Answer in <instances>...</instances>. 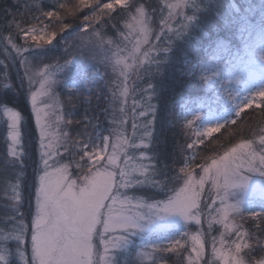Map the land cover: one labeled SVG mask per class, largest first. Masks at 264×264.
Listing matches in <instances>:
<instances>
[{
    "label": "snow or ice",
    "instance_id": "6c2138e0",
    "mask_svg": "<svg viewBox=\"0 0 264 264\" xmlns=\"http://www.w3.org/2000/svg\"><path fill=\"white\" fill-rule=\"evenodd\" d=\"M79 6L90 10V15H85L84 23L79 25L89 37L85 48H114L112 58L106 56L103 60L106 68L110 65L116 76L109 82L115 105L111 121L114 128L108 135L101 132L92 135L87 132L90 121L86 119L83 121L84 131L77 133V139L62 130L61 139L53 143L49 118L60 98L58 89L65 91L68 97L80 95L82 91L91 95L93 89L84 86H94L95 64H83L77 57H64L63 63L59 59L55 64L42 60L35 63V55L43 54L35 50L46 51L41 42L50 45L57 34L52 31L49 35L46 28L38 32L35 25L24 28L13 21L15 34L11 24L6 29L7 35L0 34V43L5 45V50L10 47L20 57L18 63L24 67L19 87L24 89L27 82L26 100L31 106L28 120L31 122L34 118L35 129L39 132V165L33 185L35 211L30 222H25L20 211L26 160L21 133L24 116L21 110L3 105L9 120L7 156L11 157V166L19 171L11 177V196L16 202L14 214L7 220L11 227L7 231L0 229V264H12L13 258H18L21 264H119L118 254L129 251L133 237L144 233L157 219L164 221L172 216L184 222L183 229L167 237L166 243H145L143 247L151 251H137L138 264H145V259L150 264H264V255H255L257 251L264 253V206L256 211L242 207L240 200L228 203L230 195H234L230 189L247 187V178L241 176V169L247 167L249 171H256L259 167L260 174L264 175V134L259 135V149L254 147V140L243 139L225 150L218 159L212 158L210 163L205 160L197 165V154L193 153L182 162L177 175L172 178L158 167V163H152L155 157L144 151L140 152L141 163L131 170L128 168V162L133 159L128 155L129 148H149L156 120V106L152 103L157 94L156 82L171 63L177 44L188 40L200 28L201 18L208 10L204 0L165 2L160 10L167 9L168 16L161 19L158 31L153 30L156 9H150L142 0H79ZM36 7L39 10V6ZM67 8L66 3H58L54 10L42 11L41 15L55 18L63 29H67L69 25L62 23L60 11ZM121 13V19L128 21V33L117 29L113 36H108L109 21L114 19V14ZM133 34L138 37L134 42L130 39ZM20 38L24 40L23 44L18 43ZM124 42L132 43V48L128 49ZM122 43L124 47H121ZM70 51L71 48L65 49L66 53ZM125 52L127 56L123 55ZM29 56L33 59L30 60ZM260 59L264 61V51H261ZM185 64V75L194 78L199 73L206 84L220 75L216 66L202 67L187 60ZM132 75L136 79L131 92L138 94L140 99L131 96L129 112L126 105ZM137 82L145 86L138 88ZM13 87H16L14 83L5 85L6 91ZM255 96L260 98L256 107L264 110V88ZM244 103L247 107L252 106L250 100ZM241 111L242 107L236 115L239 116ZM129 115L142 118L144 123L139 125L133 119L132 136L125 137L117 133L116 128L127 124ZM57 121H62L65 127L74 123L64 115H57ZM231 123L236 121L231 120ZM222 127L223 124H216L197 133L199 144H204L203 136L211 137ZM137 131L141 133L139 144L135 143ZM196 146L197 141H192L186 148L190 151ZM121 154L124 166L119 163ZM64 156L68 157L66 162ZM144 160L149 162L143 163ZM194 166L201 170L198 178L192 170ZM73 168L78 173L76 178L70 171ZM170 179L182 180V185L173 188L164 201L147 203L143 198L129 195V190L143 186L165 189ZM133 200H136L135 207L146 208L147 214L130 211L128 206ZM245 213H248L247 217ZM246 220L252 221L255 231L245 228ZM205 223L207 229H204ZM215 225H220L223 230L214 229ZM193 226L196 231L190 233L187 229ZM214 230L219 232V237L212 235ZM257 232L260 235H256ZM12 243L14 248L10 246ZM209 245L211 254L206 258Z\"/></svg>",
    "mask_w": 264,
    "mask_h": 264
},
{
    "label": "trees",
    "instance_id": "16d2710c",
    "mask_svg": "<svg viewBox=\"0 0 264 264\" xmlns=\"http://www.w3.org/2000/svg\"><path fill=\"white\" fill-rule=\"evenodd\" d=\"M160 1L142 0L150 9H156L153 14V30H155L154 26L160 12ZM104 2H110V0H104ZM58 3L68 5L67 10H60L63 16L62 23L69 25L67 29H63L61 22H57L55 18H45L41 15L42 11L54 10ZM205 6L208 10L201 18L200 28L192 33L188 40L177 44L171 63L164 69L162 76L156 82L157 94L152 100L156 106V120L153 126L154 134L146 153L148 156L155 157L152 163H158V167L169 178L177 175L182 162L193 153L197 154L196 164H203L205 160L209 161L213 157H217L243 139L255 141L259 135L264 134L261 132V129H264V110L256 107L260 102L259 98L257 104L243 108L240 115L234 117L235 124L228 121L223 124L220 132L213 133L211 137L207 136L203 145L198 144L190 151L186 148L187 143L193 139L194 125L197 123L195 120L189 124V119L201 113L199 112L198 101L203 98H210L213 88H206L199 73L194 78L185 75L183 72L186 67L185 61H191L203 67L209 60L211 51L216 48L218 41L228 42L230 50L239 44L234 32V23L228 26L222 24L223 20L215 2L210 1ZM73 9L75 10L73 11ZM85 15H90V10L79 6V0H0V34L7 35L6 29L10 24L15 34L13 21L21 24L24 28L31 25H35L36 29L46 28L49 35L52 31L57 33L52 44L48 45L41 42L42 48L46 51L35 50L37 53L43 52L42 55H35V63L39 64L42 60L43 63L55 64L58 59L60 63H63L64 57L68 59L77 57L83 64L89 66L95 64L94 86L92 84H85L84 86L93 89L91 95L88 91H82L80 95L68 97L65 91L58 89L61 115L74 121L73 125L69 127H65L63 123L62 128L64 131H68L74 140L78 138V132L84 131L83 121L86 119L90 121L87 128L89 134L95 135L96 132H101L103 135H108L112 128L110 102L112 98L109 82L113 76L110 69L106 68L103 61L98 58L99 52L95 48H85V45L89 44V37L84 35L83 30L79 28V25L84 23L83 17ZM121 16L123 13L114 14V19L109 21L106 29L108 36H113L117 29H123L126 19H121ZM33 17L38 18V20ZM18 43L23 44L24 40L20 38ZM29 43H31L30 40ZM68 48H71L70 53L65 52V49ZM29 59L32 60L33 56H29ZM19 60L20 57L10 47L6 51L5 45L0 43V102H2L0 103V229L5 231L11 227L7 224V220L14 214L16 206V202L11 196L10 184L13 182L11 177L19 169L11 166V157L7 156V121L3 114L4 104L13 107L15 110H21L24 116L21 133L26 150V160L22 181L23 200L20 211L24 214L25 222H30L33 214V185L39 165L37 131L34 120L31 122L28 120V113H30L31 108L26 100L27 82L25 81L24 89L19 87L20 78L24 74V67L18 63ZM12 83L16 87H13L11 91H6L5 85ZM232 92V89H227L228 97L232 96ZM89 100L90 102H88ZM75 121L82 123L77 124ZM258 146L257 143L254 144V147L258 148ZM64 159L67 161L68 157H64ZM197 169L198 167L194 166L192 170L196 171ZM70 171L75 174L74 168ZM181 183V181L170 179L165 189L143 186L132 190L131 193L145 200H164L171 195V190L178 188ZM247 216L248 213H245V217ZM244 224L249 231H255L252 228L251 220H246ZM256 235H260V233L257 232ZM10 246L12 247L13 243ZM255 255H264V253L257 251ZM120 256L121 254H118V259ZM12 264H18V262L13 259ZM125 264L136 263L127 261ZM145 264H150V262Z\"/></svg>",
    "mask_w": 264,
    "mask_h": 264
},
{
    "label": "rangeland",
    "instance_id": "374dc122",
    "mask_svg": "<svg viewBox=\"0 0 264 264\" xmlns=\"http://www.w3.org/2000/svg\"><path fill=\"white\" fill-rule=\"evenodd\" d=\"M215 2L217 7L219 8L220 16L222 17V24L223 25H230L234 23V32L238 38V45L234 46L232 50L229 49V43L218 41V44L214 50L211 51L209 54V60L207 61L204 66H216L219 69L220 75L218 77H213L211 83H205L206 88H213L212 89V96L210 98H203L200 99L198 102L199 112H201L197 116H193L189 119V121L197 120V123L194 125V132H193V139L192 141H197V145L199 144L197 133H203L207 127L214 126L216 124H224L228 121H231L236 116V112L240 111V108L247 107L245 105V100L252 101V104H257L259 97L255 96V93L259 91L261 88H264V61L260 59L261 51H264V0H204V5L209 2ZM167 3H175L176 0H161L160 1V9L162 5ZM168 16V11L165 9L163 12H159L158 20L155 23V30L158 31L160 27V21L162 18L166 19ZM128 23L127 19L124 22L123 29L125 33H128V28L126 24ZM175 27L176 25L173 23L172 25ZM41 29H37L40 32ZM43 34V33H41ZM135 34H133L130 39L134 42L137 39ZM153 42L154 38H153ZM127 43V42H124ZM132 43H127V48H132ZM121 47H124V44H121ZM99 52V59L104 60L107 56L112 58V52L114 48L109 49H95ZM95 51V53H98ZM104 54V55H102ZM127 56V52L123 54ZM72 59V58H71ZM131 63V60H129ZM104 64V63H103ZM105 65V64H104ZM112 73L111 66H107ZM35 71V69H33ZM208 75H211L208 73ZM112 80L116 79L115 74L112 73ZM239 77V80L237 79ZM135 75H132L129 79V86H130V93L128 103L126 108L131 110L132 107V100L131 96L136 95L137 100L140 99L139 95L136 93L131 92V85L133 81H135ZM136 86L143 87L140 82L136 83ZM38 87V85H37ZM232 89V96L228 97L227 89ZM205 99V100H204ZM111 108H112V115H113V108L115 105L113 104L112 100ZM219 102V103H218ZM153 103V102H152ZM30 105V102H29ZM197 106V107H198ZM31 108V106H30ZM4 117L7 121V140H8V117L4 113ZM60 110V103L57 101L55 108L53 109L50 118V139L53 143L58 142L61 139V131L63 130L62 121H57V115H61ZM117 119L120 118V114L116 113ZM128 123L116 128L117 133H122L125 137L132 136V128L131 124L133 119L139 124L142 125L144 123L142 118L132 117L129 115L126 117ZM151 119V117H149ZM34 120V118H33ZM110 131L113 130L114 126L111 124ZM37 131V142L39 148V132ZM64 131V130H63ZM207 136H203L205 139ZM141 139V133L137 131L135 136V143L139 144ZM191 141V142H192ZM239 143V142H238ZM255 143L259 145V137L255 139ZM234 146V145H233ZM232 147V146H231ZM258 146L257 149H259ZM230 148V147H229ZM61 153H63V149H60ZM144 151L146 153V149H131L127 150L128 155L133 157L132 160L128 162V168H131L139 165L141 163L140 152ZM146 155H148L146 153ZM223 155L220 154L217 157ZM65 158L67 156H64ZM79 157L77 156L76 159ZM65 160V159H64ZM66 162V161H65ZM149 161L144 160L143 163H148ZM211 162V159L208 161ZM121 166H124L123 155L121 154V159L119 161ZM196 178L201 175V170L198 167L196 171H194ZM241 176L247 178V187L246 188H236L230 189V192L234 195H230L228 203H235L237 200L242 201V207L245 208H254L256 211H260L261 207L264 206V175L260 174L259 167H257L256 171H249L247 167L241 169ZM73 178H76L78 173L75 170V174L72 173ZM182 182V180H181ZM223 182V181H221ZM182 183L180 184V186ZM210 187L206 185V189ZM132 190H129V195L133 196L131 193ZM139 197V196H136ZM141 198V197H139ZM167 199V198H166ZM164 199V200H166ZM147 203H153L156 201H164V200H145ZM136 200H133L132 204L128 206L130 211H139L142 213L147 214L148 210L146 208H136L135 207ZM119 207V206H118ZM35 211V200H34V208L33 214ZM32 214V215H33ZM32 218V216H31ZM239 218L237 217V220ZM31 220V219H30ZM184 222L176 216L169 217L167 220L161 221L156 220L149 229H147L144 233L133 237V246H130L128 252H121L120 258L118 259L119 264H125L127 261L134 262L138 264L139 258L136 256V252L139 250L143 251H151L150 248H144L143 245L147 242H156L166 243V238L172 235H175L178 229H183ZM204 229H207V223L204 224ZM214 229L223 230L220 225H215ZM190 233L196 231V227H190L187 229ZM212 235H216L219 237L218 231H213ZM143 237V239H141ZM233 239L235 237H232ZM219 246V245H217ZM13 248L15 244L13 243ZM30 254V250H29ZM211 254V246L209 245L207 250V257L209 258ZM21 264L18 258H13ZM145 263H149L147 259H145ZM220 264V262H217Z\"/></svg>",
    "mask_w": 264,
    "mask_h": 264
}]
</instances>
